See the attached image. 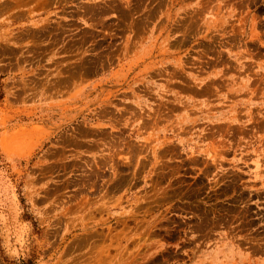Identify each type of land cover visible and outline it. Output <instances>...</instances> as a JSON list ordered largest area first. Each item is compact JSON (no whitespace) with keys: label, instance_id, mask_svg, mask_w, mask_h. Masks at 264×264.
<instances>
[{"label":"rangeland","instance_id":"obj_1","mask_svg":"<svg viewBox=\"0 0 264 264\" xmlns=\"http://www.w3.org/2000/svg\"><path fill=\"white\" fill-rule=\"evenodd\" d=\"M264 264V0H0V264Z\"/></svg>","mask_w":264,"mask_h":264},{"label":"trees","instance_id":"obj_2","mask_svg":"<svg viewBox=\"0 0 264 264\" xmlns=\"http://www.w3.org/2000/svg\"><path fill=\"white\" fill-rule=\"evenodd\" d=\"M23 264H30V263L29 262H27V263L23 262Z\"/></svg>","mask_w":264,"mask_h":264}]
</instances>
